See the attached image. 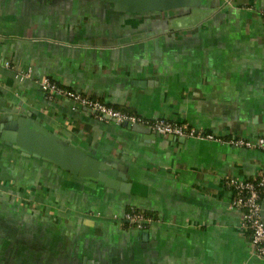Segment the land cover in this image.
<instances>
[{
    "label": "crops",
    "instance_id": "0c3cea01",
    "mask_svg": "<svg viewBox=\"0 0 264 264\" xmlns=\"http://www.w3.org/2000/svg\"><path fill=\"white\" fill-rule=\"evenodd\" d=\"M263 10L264 0H200L187 18L107 0H0V124L26 117L123 177L87 180L0 138V264H264L225 185L264 172V149L125 126L39 84L264 139ZM132 207L151 223L125 222Z\"/></svg>",
    "mask_w": 264,
    "mask_h": 264
},
{
    "label": "built area",
    "instance_id": "2783aa9c",
    "mask_svg": "<svg viewBox=\"0 0 264 264\" xmlns=\"http://www.w3.org/2000/svg\"><path fill=\"white\" fill-rule=\"evenodd\" d=\"M262 14L264 16V10ZM3 64L4 66H9L10 62L8 60L3 61ZM39 84L48 98H52L55 95L60 96L72 102L74 106L89 109L101 119H112L120 124H144L160 135L169 134L183 138L215 139L235 146L264 149L263 138L256 140L242 137L223 139L211 133L197 130L185 123L175 122L165 118L147 120L136 114L117 110L99 100L66 89L48 77H42L39 80ZM225 185L231 191L229 206L241 211V227L249 236V244L252 251L258 256H264V206L262 207L264 198V172L255 179L228 177L225 180ZM122 218L125 222L136 228H143L153 220L142 209L136 207H132L126 211Z\"/></svg>",
    "mask_w": 264,
    "mask_h": 264
},
{
    "label": "water",
    "instance_id": "95a60500",
    "mask_svg": "<svg viewBox=\"0 0 264 264\" xmlns=\"http://www.w3.org/2000/svg\"><path fill=\"white\" fill-rule=\"evenodd\" d=\"M128 12L149 13L188 11V17L197 15L200 0H107ZM189 21L185 25H189ZM136 127L137 124H127ZM0 138L34 157L45 158L84 179L93 180L106 186H113L123 177L112 172L110 166L59 138L44 126L26 117L10 114L0 124ZM264 206V198L262 207Z\"/></svg>",
    "mask_w": 264,
    "mask_h": 264
}]
</instances>
